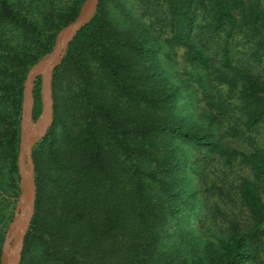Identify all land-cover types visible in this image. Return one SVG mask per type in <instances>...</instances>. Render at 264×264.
I'll use <instances>...</instances> for the list:
<instances>
[{"label":"trees","instance_id":"trees-1","mask_svg":"<svg viewBox=\"0 0 264 264\" xmlns=\"http://www.w3.org/2000/svg\"><path fill=\"white\" fill-rule=\"evenodd\" d=\"M83 1L0 0V252L19 194L25 78ZM136 6L138 19L153 16L148 25L163 31L167 61L184 48L215 111L198 106L201 117L210 124L229 116L237 141L174 118L182 92L165 79L156 97L146 95L143 76H151L140 57L160 47L136 36L143 47L125 44L99 0L53 70L51 122L32 150L36 199L20 264H241L251 258L248 240L264 233V0ZM40 89L37 77L34 120ZM238 160L255 181L236 174ZM183 170L193 173V188L185 190Z\"/></svg>","mask_w":264,"mask_h":264},{"label":"rangeland","instance_id":"rangeland-1","mask_svg":"<svg viewBox=\"0 0 264 264\" xmlns=\"http://www.w3.org/2000/svg\"><path fill=\"white\" fill-rule=\"evenodd\" d=\"M104 3L110 12V17H112L114 19V22L117 23V26L121 31V36L125 44L127 43L131 47V43H135V44L137 43L140 44L141 47H143L145 43H148V41L151 40L154 41V43H156L160 47L158 52L156 51L150 53L149 56L146 57L144 56L140 57L142 58V60H145V63L147 64L146 71L149 72L151 76L148 77L147 74L145 75V73L143 76V80L149 85V89L146 90V95L151 97H156L158 93L157 91L155 92V90L158 89L159 86H163V83L162 85H160V81L161 80L163 81V79H165L168 85L172 87L178 86L180 88V91L182 92L180 93L179 100L173 111L174 118L180 120V122L186 127L194 128L200 131L202 129H211L214 132L213 133L214 136L223 137L225 142L233 141V140L237 141L236 137L233 136L237 130L233 127L235 125L233 124V121L231 118H229V116H222L220 114H216L217 122L212 121L210 124L208 123V119H204L203 117H201L200 112H198L197 109L198 106L206 110H212L213 113L215 112L214 109L211 108L212 107L211 101L205 96V94L202 93L203 90L201 87H199L200 82L197 79L198 77L197 72L186 61L184 48L182 47L177 48L172 61H167L165 59L166 56L163 54V31H161L159 28L154 29L156 24H154L152 27L148 25V20L149 19L153 20L155 17L152 16V18L149 19L146 18L138 19V17L142 15L137 9L136 6L137 0H104ZM98 4H99V0H98ZM132 23H135L139 26H137V29L134 31V36L130 37L129 31L131 29ZM135 36L139 37L145 43L142 44L140 40H139L140 42L139 41L136 42L135 39L132 38ZM236 38L239 39L240 35H238ZM134 47L135 46H133L132 44V49H134ZM46 55H44L42 58H44ZM50 87H51V96L53 100V72L51 75ZM41 91H42V79H41L40 97H41ZM161 91L163 90L161 89ZM52 109H53V104H52ZM159 109H158L159 113L155 112V114L161 119H163V109H161L160 107ZM236 145L242 146L245 149V151H247L248 145L246 142L241 143L238 141L236 142ZM238 161L234 163L235 165L234 169L236 171V174L239 175V177L241 176L248 180L255 181L254 178L252 177V174L247 169V167L243 163H241L240 160ZM34 171H35V165H34ZM17 173H18V169H17ZM181 175L184 177L185 190L193 188V186L196 184L193 173L190 174V171L187 172L183 170L181 172ZM18 186H19V194H20V183H18ZM260 188H261L262 200L264 203V187L260 185ZM228 195L231 197V199L235 198V195L232 194L231 195L228 194ZM18 197L15 199V207L18 202ZM13 216H14V211H13ZM13 216L8 225L7 230L11 225ZM247 249L248 252L251 253L250 255L251 258L247 259L245 262L241 264H264V233L260 234L258 237L251 238L250 240H248Z\"/></svg>","mask_w":264,"mask_h":264},{"label":"water","instance_id":"water-1","mask_svg":"<svg viewBox=\"0 0 264 264\" xmlns=\"http://www.w3.org/2000/svg\"><path fill=\"white\" fill-rule=\"evenodd\" d=\"M98 0H84L77 17L63 26L56 34L51 51L33 64L27 72L24 87L20 119L19 149L17 169L20 194L14 210L13 220L6 232L0 253V264H20L24 239L34 212L36 186L32 150L41 140L51 122L52 96L51 75L62 60L65 50L76 35L93 17ZM42 79L41 112L33 119V82L36 77Z\"/></svg>","mask_w":264,"mask_h":264}]
</instances>
